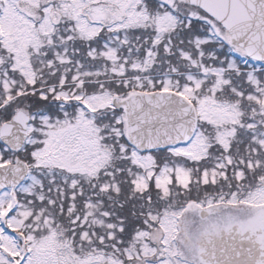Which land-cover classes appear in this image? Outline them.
<instances>
[{
	"label": "snow or ice",
	"instance_id": "snow-or-ice-1",
	"mask_svg": "<svg viewBox=\"0 0 264 264\" xmlns=\"http://www.w3.org/2000/svg\"><path fill=\"white\" fill-rule=\"evenodd\" d=\"M0 264H264V0H0Z\"/></svg>",
	"mask_w": 264,
	"mask_h": 264
}]
</instances>
